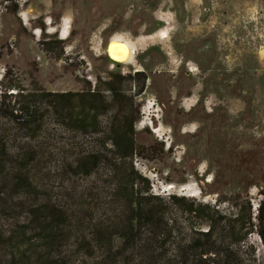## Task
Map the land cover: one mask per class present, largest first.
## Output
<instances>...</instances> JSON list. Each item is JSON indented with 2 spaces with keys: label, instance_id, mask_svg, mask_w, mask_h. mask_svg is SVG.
<instances>
[{
  "label": "rangeland",
  "instance_id": "1",
  "mask_svg": "<svg viewBox=\"0 0 264 264\" xmlns=\"http://www.w3.org/2000/svg\"><path fill=\"white\" fill-rule=\"evenodd\" d=\"M158 9L155 0H0V132L8 162L23 167L1 186L6 207L30 192L61 212L57 234L43 212L13 242L2 221L0 260L13 250L15 264H32L35 248L53 244L79 263L164 261L195 238L231 264H264V0H231L213 24L176 21L168 9L159 21ZM161 29L169 38L139 48L133 63L110 57L114 37ZM19 102L31 122L11 120ZM131 130L134 155L122 161L113 144ZM94 153L100 161L85 176L79 164ZM131 182L163 199L152 204L168 240H152L148 225L122 229L133 217ZM209 224L217 229L207 239L197 232Z\"/></svg>",
  "mask_w": 264,
  "mask_h": 264
},
{
  "label": "trees",
  "instance_id": "2",
  "mask_svg": "<svg viewBox=\"0 0 264 264\" xmlns=\"http://www.w3.org/2000/svg\"><path fill=\"white\" fill-rule=\"evenodd\" d=\"M112 63L116 64L115 62L111 61ZM113 92V91H112ZM46 97H65V98H71L76 97L82 94H73V93H63V94H52V93H46L44 94ZM27 103L26 105H28ZM1 108V107H0ZM18 110L16 111H10L8 112L11 115V120L15 123L22 124L31 122L33 119L32 110L29 109V106H25L22 102L18 103ZM1 111V109H0ZM134 131H128L123 133L118 141H115L113 144L115 147V155H118L122 161H125L126 159L133 157L134 155V138H133ZM6 138L4 132H0V223L2 221L8 223V231L7 235H9L8 242H13L16 240L20 235V230L23 225H32L35 222L38 221L37 216L43 212H46L47 215L43 219V223L51 225L54 227V229L50 228L51 232L57 234V227L59 223L54 220V217L57 216V213L59 212H53L51 210H54V206H51L48 202L43 203H37L33 202L31 200L30 192L27 193L28 196H25L24 198H19V200L16 201V207H6V204L9 202V198L11 197L8 193L5 192V190L1 189V186L3 185V182L7 181V178L9 177H15V179L21 178V175L23 173L22 166L18 163L11 164L8 162V152L6 147ZM99 153L94 154H88L86 157H84L81 160V163L79 164L82 168V174L85 176H89L92 171L97 168L99 163ZM124 166H126L125 162L121 163ZM120 166V165H119ZM111 171V170H110ZM112 172V171H111ZM125 173L129 177L131 175L137 176V172L134 170L133 166L125 167ZM18 176V177H17ZM141 179V178H138ZM16 180L10 179V182H15ZM146 184H148L147 180H144ZM131 196L132 199H130V208L133 212V217L129 218L126 221V224L122 225V229L124 231L128 230L133 235H137L141 232L142 227L148 225L149 234L151 235V239L153 240L158 235H160V238H162L163 241L168 240V238L172 234V229L169 228L167 225L162 226L161 225V219L158 218L157 223H155V219L157 218L158 206H154L152 204L153 200L159 201L160 203H163V199L159 198V196L150 195L149 191L147 190L144 194L142 193L141 189L138 188V185H136V182H131ZM174 200L176 198H173ZM26 205V206H25ZM54 207V208H53ZM202 207V205H201ZM206 208H209L208 206H205ZM249 210H251V207L249 206ZM8 211V212H7ZM41 221V220H40ZM144 222V223H142ZM1 226V224H0ZM216 226L214 224H209L208 228L205 232H197L201 236L210 239L214 233L216 232ZM0 237H1V230H0ZM122 238V247L121 251H125V235H121ZM1 239V238H0ZM6 243L1 242L0 246L4 247ZM62 247L55 246L53 244H43L40 247L36 249V252L33 253L34 260L32 264H94V263H87V262H76L74 260V254L75 252L72 251V255L69 258L61 256V250ZM2 248H0L1 250ZM176 256L172 259L168 258L164 261H159L158 259L151 257L149 259H146L142 262H138L137 264H231L229 257L222 251H220L216 246H213L209 249H202L199 247L198 240L193 238L189 241H187L184 244H178L175 247ZM119 250V251H120ZM215 251V252H214ZM213 252L214 255H211ZM22 256L19 254V252H14L13 250L9 253H7L5 257V261L0 260V264H15V259L17 256ZM23 261V259H22ZM123 264H136L132 263L130 260L127 259V261L123 262Z\"/></svg>",
  "mask_w": 264,
  "mask_h": 264
},
{
  "label": "crops",
  "instance_id": "3",
  "mask_svg": "<svg viewBox=\"0 0 264 264\" xmlns=\"http://www.w3.org/2000/svg\"><path fill=\"white\" fill-rule=\"evenodd\" d=\"M227 3L231 4V0H155V5L159 8L156 12V17L159 21L168 22L167 16H165V18L159 16L160 13L166 14L164 13L165 9H168V16L173 17L176 21L181 20V22L187 24H213L219 22L222 18V16L217 13V7L226 6ZM202 8H209L211 13L205 14ZM179 16L181 19H179ZM204 30L205 28L200 27V31L203 35L205 33ZM204 50H206V48H204Z\"/></svg>",
  "mask_w": 264,
  "mask_h": 264
},
{
  "label": "bare ground",
  "instance_id": "4",
  "mask_svg": "<svg viewBox=\"0 0 264 264\" xmlns=\"http://www.w3.org/2000/svg\"><path fill=\"white\" fill-rule=\"evenodd\" d=\"M166 20V19H165ZM66 22V21H65ZM64 22V24H65ZM63 24V29L61 32V38L66 39L68 37V29L69 27ZM168 32V31H167ZM155 38H159L164 41L169 38V35L166 33L165 29H161L154 34L147 36H140L134 41H127L121 37H114L108 46V53L110 57L120 63V64H129L134 62V58L137 54V50L139 48H144L149 42ZM149 125L152 126L151 123ZM153 127V126H152ZM155 129V132L158 133L160 129ZM195 197V194L190 195Z\"/></svg>",
  "mask_w": 264,
  "mask_h": 264
},
{
  "label": "flooded vegetation",
  "instance_id": "5",
  "mask_svg": "<svg viewBox=\"0 0 264 264\" xmlns=\"http://www.w3.org/2000/svg\"><path fill=\"white\" fill-rule=\"evenodd\" d=\"M159 31V30H158ZM158 31H156V32H158ZM155 33V32H154Z\"/></svg>",
  "mask_w": 264,
  "mask_h": 264
}]
</instances>
